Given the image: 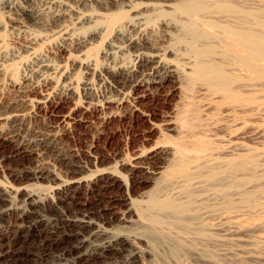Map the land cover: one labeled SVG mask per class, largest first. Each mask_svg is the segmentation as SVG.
Instances as JSON below:
<instances>
[{
	"label": "bare ground",
	"instance_id": "6f19581e",
	"mask_svg": "<svg viewBox=\"0 0 264 264\" xmlns=\"http://www.w3.org/2000/svg\"><path fill=\"white\" fill-rule=\"evenodd\" d=\"M263 76L264 0H0V142L13 160L51 143L25 136L36 111L65 110V128L76 110L150 121L147 105L176 98L150 123L159 138L130 155L0 167V264L238 258L240 246L220 245L241 241L248 216L264 219V152L237 141L264 115Z\"/></svg>",
	"mask_w": 264,
	"mask_h": 264
},
{
	"label": "rangeland",
	"instance_id": "374dc122",
	"mask_svg": "<svg viewBox=\"0 0 264 264\" xmlns=\"http://www.w3.org/2000/svg\"><path fill=\"white\" fill-rule=\"evenodd\" d=\"M263 78H264V76H263ZM263 78L260 77L259 81L257 80L255 82L264 84ZM262 87H264V86H262ZM263 89L264 88H262V90ZM263 92H264V90L262 91V93H261V91H258V93L256 94L258 98H260V97L262 98V99H259L260 104H262V106H264L263 105V103H264V93ZM3 94H4V96H11L13 93H10L7 89H4ZM158 98L159 97L155 98V101L151 102L150 105L146 106L147 107L146 110L148 111L147 113L149 115L152 113V115L149 118V120L151 122L147 121L145 118H143V119L140 118L139 120L138 119L135 120L131 117H129L127 119L113 118V119L109 120L110 122L109 121L105 122L102 119V115L99 113L93 112L92 114L91 113L83 114V112L81 110H79V111L76 110L73 113L74 117H72L73 120L75 119L74 120L75 123L71 127L65 128V126L63 127V124L61 122V116L63 115L65 110L61 109V110L54 111V112L49 110L50 111L49 112L46 110L44 111V109H42V110L36 111L37 113L35 112L36 114L31 116L29 118V120L27 121V124H28L27 129L28 130L26 129L25 136H26V138L29 137L28 139H31V140L34 139L36 141L38 139H42V138L45 139L46 138L45 139L46 142L51 141V143H50L51 145L50 144L45 145L42 142L38 143V144L33 142L34 146L33 145H31V146H33L34 148H37L36 152H38V155L40 154L39 155L40 157L39 156L35 157V156L31 155V157L25 156L24 160L21 159V157L15 158L13 160L12 157L15 155L14 154L15 153V149H14L15 146L13 144H9V145L6 144L5 145V144H2L0 142V167L8 168L10 166L8 169H11V170L14 169L13 171H18L19 168L21 170V169H24L25 167L26 168H29V167L36 168V165L39 168H41L42 166L54 168L57 166L59 167V162H58V157H57L59 151L60 152L62 151V153H64L65 156L67 155L66 156L67 159L74 160L76 158L84 159V156L88 155L89 153L92 155L96 154V156H102V157L106 156L108 158H114V157L118 158V157H121L124 155H130V154L138 151L139 149H141L142 146L149 147L150 143L154 142L157 138H159V135H160L158 131L150 130V129H152V126L150 123H152V124L163 123V120L165 121V119H167L168 116L172 114V112L174 111L173 110L174 105L176 104L175 103L176 98H170V100L167 101V104H164L162 102L161 98H159V99ZM261 108L264 109V107H261ZM52 113H53V115H52ZM263 113H264V111H263ZM263 120H264V115H262L261 117H257V118L253 117L252 122H251V126L252 127L254 126L253 127L254 129L251 127L249 130L248 129L244 130L243 128L241 130V126L238 128V125H237L236 127L239 129L238 131L241 130L239 132L240 135L239 136L236 135V137L238 136L237 137L238 139L236 138L237 141L243 142L244 144L249 145L252 148L253 147L259 148V149H256L257 152L261 149H262V152H264V135L260 136V133H259L261 130H264V121ZM191 124L196 126L195 123H191ZM52 131L56 135L54 140L52 137H50L48 135L50 132L52 133ZM218 133H219V135H221V132H218ZM50 139H52V140H50ZM262 152L260 151L259 153H262ZM37 159H38V163L40 166L37 163ZM15 160L17 162H14ZM19 161L21 162V164H19L20 163ZM26 164H27V166H26ZM17 165H18V167H17ZM15 169H17V170H15ZM263 181H264V178L261 181L262 187H264ZM26 184H28V183H26ZM49 185H51V184L46 182V181H42L41 183L38 184L37 187L39 189V186H40V190H43V189L47 188L46 186H49ZM142 190H143V192L148 191V190H150V186L145 185L143 189L132 192V194L134 196H136V195H138V193H140V191L142 192ZM113 192H114V194H113ZM108 194H109V196L120 195V192H117L116 190H112ZM108 194H107V196H108ZM89 196L90 195H86V193H84L83 195H79L77 197L76 201L80 204L82 203V205H85V206L80 207L82 211H84V210L86 211L88 208H89L88 209L89 211L92 210V209H90L92 206L87 205V204L92 202V200H91L92 196H90V197ZM80 197H81V199H80ZM89 201H91V202H89ZM108 202L109 201H107L105 199L101 203L102 207L103 206L107 207ZM257 217L258 216H256V215L255 216H253V215L248 216L247 217L248 219L246 218L247 219L246 220V223H247L246 227L248 228V230H243V232H240V230H238L237 237L240 238V240H241L239 243H241V245L245 243V245H247V246L242 245V247H243L242 248L239 243H236L237 246H236V244L234 246L232 243L229 244L225 241L222 242L223 244L221 243L222 245H220V247H219L221 250H225V251L231 250L230 252L235 253V254L238 251L237 248L239 246H240L239 247L240 249L238 252H240V250H242V249L243 250L240 253L237 252L236 256L238 255L239 256L238 258L235 255H234V257H236V258H231L233 256H229L228 260L224 259V260L220 261V264H264V259H259L257 261H254L253 259L251 260V258L254 257L252 255H255V256H258L257 254L264 255V225L263 226L258 225L260 222H264V219H261V218L257 219ZM256 225H258V226L256 227ZM249 226H251V227H249ZM241 233L242 234L244 233L243 235H245V236H243ZM245 237L246 238L248 237V238L246 239ZM243 239H246V242ZM250 242H251V244H250ZM253 243H255V244H253ZM252 244H253V246H251ZM35 245L38 246V248L40 247L38 242L35 243ZM210 248L212 250L213 249L216 250L215 247H210ZM244 248H246L245 250H248V251H245ZM217 249H218V247H217ZM234 249L235 250L237 249V251H235ZM250 251H252V252H250ZM253 252H255V253H253ZM250 253H253V254H250ZM241 254L247 255L248 259H246L245 255H244L245 258L243 257V255L241 256ZM240 256H241V259H245V261L240 260ZM118 260H121V258H119ZM27 264H34V263H28L27 262ZM187 264H207V263H203L202 261L201 262L196 261L194 259L193 260L188 259Z\"/></svg>",
	"mask_w": 264,
	"mask_h": 264
}]
</instances>
